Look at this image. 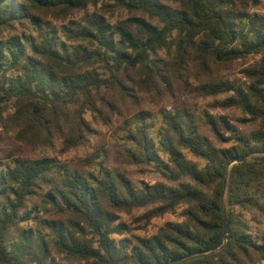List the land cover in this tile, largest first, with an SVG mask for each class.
<instances>
[{
  "label": "trees",
  "instance_id": "1",
  "mask_svg": "<svg viewBox=\"0 0 264 264\" xmlns=\"http://www.w3.org/2000/svg\"><path fill=\"white\" fill-rule=\"evenodd\" d=\"M263 2L0 0V145L53 150L0 155V264H264L246 218L264 213ZM109 9L127 17L113 24ZM251 56L241 79L221 76ZM183 88L257 128L185 103L156 111ZM107 113L126 120L128 161L156 180L136 185L91 157ZM58 145L85 157L64 162ZM136 210L143 235L122 220ZM167 215L178 220L151 230Z\"/></svg>",
  "mask_w": 264,
  "mask_h": 264
},
{
  "label": "rangeland",
  "instance_id": "2",
  "mask_svg": "<svg viewBox=\"0 0 264 264\" xmlns=\"http://www.w3.org/2000/svg\"><path fill=\"white\" fill-rule=\"evenodd\" d=\"M103 3H99L97 7L90 6L88 10L90 12H94L96 10L102 12L104 8ZM108 9V7L106 8ZM256 11H264V2L263 5L259 8L255 9ZM84 15V13L76 14L74 17L76 19L81 18ZM61 18L59 20H54L55 24L62 25L66 21L74 18ZM127 17V13L123 10H110L108 11V18L113 24H117L120 20H124ZM260 59V56H251L248 57L246 60L235 64L231 69L229 70H223L221 72V76L224 78L235 80V79H241L243 77L242 72L245 68L248 66H251L255 64ZM175 95L173 97H167L164 100V103H159V105H155L156 111H160L164 106H166V111L170 112L172 108L177 104H187L189 105L193 110H202V109H208L214 116L220 115V116H227L232 124H236V119L241 117L242 114L238 110H210L208 105L211 104L214 101V98H208V99H202L200 97H197L190 91L185 90L184 88L180 91H177L174 93ZM102 110H106V107L104 105H100ZM75 107H72L74 109ZM106 120L110 121V126L104 125L103 122L98 123L95 125V127L99 130L101 133V138L99 141L96 142V144L93 145V148L90 150L91 157L100 155V160L104 161L108 166L119 169L120 171L125 172L136 185H140L143 181H153L156 180V174L151 169H146L143 167H136L132 165L124 151V141L123 136L126 132L125 126L123 122H125V119H120L119 121L116 118L111 117L108 113L106 114ZM89 120H93L91 114L88 115ZM239 126V125H238ZM239 128L243 132H250L257 128L256 124H248L246 126H239ZM221 130L225 134L226 137L231 136L230 132L225 129L223 125H221ZM3 130L0 129V133ZM205 134L208 135L211 140L219 147H225L227 145L221 144L215 137L214 133L210 131L209 129H206ZM15 140V139H14ZM13 139H9L7 144L4 141L3 144L0 145V155H3L6 151L15 152L16 156H25L34 158L37 156H40L43 153H50L52 154L53 150H48L43 147H29L25 146L22 143H19L17 141H14ZM58 150L56 152L57 157L61 159L64 162H71L75 160L76 158L82 156L85 157L86 151L84 150V154H76L74 152H71L69 154H63L62 155V147L60 145L57 146ZM62 155V156H61ZM188 158L191 160H195L194 157L191 155H188ZM262 202L264 203V190H263V197ZM145 213L143 210H136L131 215H123L122 220L134 229V234L137 235H143L145 234V230H140V225L137 223V219L142 216ZM247 220L249 221V224L252 228V231L259 235L264 236V213H258L254 212L253 214H247L246 216ZM178 220L177 215H167L165 218L158 219L154 221L152 229H156L157 227L162 226L165 222L168 221H176ZM142 226V225H141Z\"/></svg>",
  "mask_w": 264,
  "mask_h": 264
},
{
  "label": "water",
  "instance_id": "3",
  "mask_svg": "<svg viewBox=\"0 0 264 264\" xmlns=\"http://www.w3.org/2000/svg\"><path fill=\"white\" fill-rule=\"evenodd\" d=\"M243 161V160H241ZM227 229H228V224H227V219L225 217V220H224V236L225 238H227Z\"/></svg>",
  "mask_w": 264,
  "mask_h": 264
},
{
  "label": "built area",
  "instance_id": "4",
  "mask_svg": "<svg viewBox=\"0 0 264 264\" xmlns=\"http://www.w3.org/2000/svg\"><path fill=\"white\" fill-rule=\"evenodd\" d=\"M256 13L259 14V15H263L264 11H256Z\"/></svg>",
  "mask_w": 264,
  "mask_h": 264
}]
</instances>
